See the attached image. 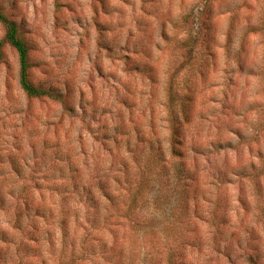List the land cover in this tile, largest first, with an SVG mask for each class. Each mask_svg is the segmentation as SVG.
<instances>
[{"label":"clouds","instance_id":"clouds-1","mask_svg":"<svg viewBox=\"0 0 264 264\" xmlns=\"http://www.w3.org/2000/svg\"><path fill=\"white\" fill-rule=\"evenodd\" d=\"M0 264H264V0H0Z\"/></svg>","mask_w":264,"mask_h":264}]
</instances>
